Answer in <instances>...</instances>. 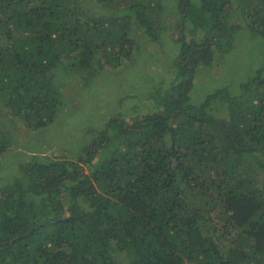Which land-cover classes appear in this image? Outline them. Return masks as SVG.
I'll return each instance as SVG.
<instances>
[{"label":"trees","instance_id":"16d2710c","mask_svg":"<svg viewBox=\"0 0 264 264\" xmlns=\"http://www.w3.org/2000/svg\"><path fill=\"white\" fill-rule=\"evenodd\" d=\"M162 1L0 0V156L12 116L31 132L60 113L63 57L117 66L131 29L159 39ZM173 1L174 78L153 111L83 129L75 161L35 153L0 175V264H264V0ZM241 31L261 61L193 100L195 68Z\"/></svg>","mask_w":264,"mask_h":264},{"label":"rangeland","instance_id":"374dc122","mask_svg":"<svg viewBox=\"0 0 264 264\" xmlns=\"http://www.w3.org/2000/svg\"><path fill=\"white\" fill-rule=\"evenodd\" d=\"M162 3L164 10L161 13L150 11L153 12L152 24L159 30V39L150 41L141 30L131 29L135 51L133 45L131 56L122 58L117 66L104 64L100 67L97 61H93L90 66L81 67V57L76 52L63 57L60 67L54 66L57 75L54 84L64 96L65 105L59 108L56 119L42 131H27L21 127L20 118L12 116L10 124L13 126L9 128L16 145L0 156V171L5 170L0 173L3 178L11 173L21 177L16 172L18 164L28 161L35 153L53 160L75 161L84 154L83 129L92 134L111 117L119 115L128 120L153 111L154 105L149 103V98L173 82L174 75L170 72L173 65L170 64L178 48L171 42L172 38L178 37V32L173 31L176 20L173 17L174 1L163 0ZM126 4L124 1L122 5ZM242 33L245 32L241 31L236 37L239 48L222 54L216 52L215 57L219 59L212 66L200 64L195 68L193 100L204 98L213 89L229 83L242 71L240 65L242 68L248 64L256 66L261 61V47L247 37L243 38ZM5 38L4 35L3 40ZM2 107L0 104L4 116ZM216 110L218 114L220 110ZM0 181H4L1 176Z\"/></svg>","mask_w":264,"mask_h":264}]
</instances>
